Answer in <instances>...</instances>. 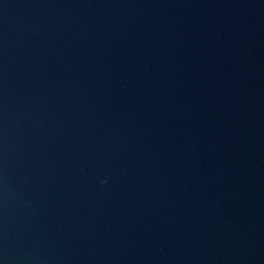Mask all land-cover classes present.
<instances>
[{"label":"water","instance_id":"water-1","mask_svg":"<svg viewBox=\"0 0 264 264\" xmlns=\"http://www.w3.org/2000/svg\"><path fill=\"white\" fill-rule=\"evenodd\" d=\"M0 264H264V0H0Z\"/></svg>","mask_w":264,"mask_h":264}]
</instances>
